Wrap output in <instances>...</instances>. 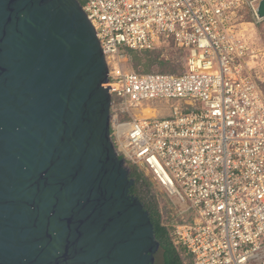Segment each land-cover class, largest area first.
Here are the masks:
<instances>
[{"label":"built area","instance_id":"1","mask_svg":"<svg viewBox=\"0 0 264 264\" xmlns=\"http://www.w3.org/2000/svg\"><path fill=\"white\" fill-rule=\"evenodd\" d=\"M78 1L109 68L112 140L185 219L175 246L193 264H264L263 60L245 20H264L262 0ZM169 41L182 73L124 68V50Z\"/></svg>","mask_w":264,"mask_h":264},{"label":"water","instance_id":"2","mask_svg":"<svg viewBox=\"0 0 264 264\" xmlns=\"http://www.w3.org/2000/svg\"><path fill=\"white\" fill-rule=\"evenodd\" d=\"M108 83L78 0H0V264H155Z\"/></svg>","mask_w":264,"mask_h":264},{"label":"trees","instance_id":"3","mask_svg":"<svg viewBox=\"0 0 264 264\" xmlns=\"http://www.w3.org/2000/svg\"><path fill=\"white\" fill-rule=\"evenodd\" d=\"M80 3L82 5L84 4L83 1H80ZM167 45L176 47L173 41H169ZM167 45L152 51L137 52L133 50H124L123 52L125 55L134 56L137 62H140L138 58L140 55L145 56V66L147 67V70L144 73L139 74H149L154 73L150 70L154 65H160L163 67L167 65V62L161 58V52ZM179 50L183 53V70L179 73H159L180 74L185 70L186 53L181 49ZM120 157L123 158L122 156ZM128 166L130 168V177L134 180V185L130 189V194L138 198L144 205L145 210L150 213V218L152 224L154 225L156 239L160 244V249L155 256V264H193V258L191 254L186 249H178L174 244L173 233L175 226L182 223L183 221H181L176 215L173 204L170 203V200L166 199L167 201L165 206L167 211L173 213V215L165 216L159 207V203L157 202L155 195L152 194V191L156 190L153 183L145 175V173L139 169V167L131 163H128Z\"/></svg>","mask_w":264,"mask_h":264},{"label":"rangeland","instance_id":"4","mask_svg":"<svg viewBox=\"0 0 264 264\" xmlns=\"http://www.w3.org/2000/svg\"><path fill=\"white\" fill-rule=\"evenodd\" d=\"M245 16H246L245 20L247 22L254 24V26H251L250 37L253 47L261 54L263 60L261 76L264 81V20L260 23H256L254 12L251 10V8L248 7L245 8ZM138 58L140 62H137L134 56L126 55L125 59L123 60L124 68L127 71H131L135 73H144L147 70V67L145 66L146 58L143 55H140ZM161 58L167 62V65H165L164 67L160 65H154L150 69L151 72L179 73L184 68L183 53L175 46L167 45L161 52ZM260 85L264 89V82H260ZM152 194L155 195L156 200L159 203V207L163 212V214L165 216L173 215V213L167 211V208L165 206L166 201L169 200L167 196L164 193L159 192L157 188L156 190L152 191ZM179 219L181 221L185 220V219H181V217H179Z\"/></svg>","mask_w":264,"mask_h":264},{"label":"crops","instance_id":"5","mask_svg":"<svg viewBox=\"0 0 264 264\" xmlns=\"http://www.w3.org/2000/svg\"><path fill=\"white\" fill-rule=\"evenodd\" d=\"M164 113H165V115H167V114H168V113H167V112H165V111H164Z\"/></svg>","mask_w":264,"mask_h":264}]
</instances>
